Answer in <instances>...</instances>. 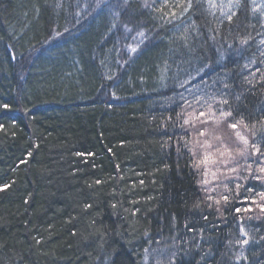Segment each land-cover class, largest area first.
Returning <instances> with one entry per match:
<instances>
[{
	"label": "trees",
	"instance_id": "16d2710c",
	"mask_svg": "<svg viewBox=\"0 0 264 264\" xmlns=\"http://www.w3.org/2000/svg\"><path fill=\"white\" fill-rule=\"evenodd\" d=\"M177 2L161 12L162 0H0V264H237L244 238L238 264H264V179L253 178L264 156L249 155L219 206L183 124L207 110L225 119L229 105L237 120L264 116V83L243 79L264 57L255 41L238 56L226 30L213 43L203 6L181 16ZM189 17L199 34L185 42ZM130 32L144 33L133 54Z\"/></svg>",
	"mask_w": 264,
	"mask_h": 264
},
{
	"label": "snow or ice",
	"instance_id": "6c2138e0",
	"mask_svg": "<svg viewBox=\"0 0 264 264\" xmlns=\"http://www.w3.org/2000/svg\"><path fill=\"white\" fill-rule=\"evenodd\" d=\"M127 2V0H125ZM251 8L250 13L252 16H256L257 13H259V23L261 26V29H264V3H257V0H250ZM168 6V0H162V6L159 9H156L157 11L163 12V8ZM203 6L204 12L207 14V16L211 17L210 25L207 28L208 31V38L213 43L216 42L217 37L222 36V32L226 30L227 36H223L222 38L227 41V37H230L235 33V42L236 47L233 48V43H228V48L233 49V51L238 56H243V53L247 50H249L252 46V42L255 41V45L259 50V54L261 57H264V33H258V35H261V39L255 40V38L251 35V33L246 32L245 29L247 28H254L255 25L251 23H246L244 20L241 19V16L245 11H248L246 7V0H178L177 4H175L173 7H179L181 9L180 15L184 16L185 14L189 13L191 10L197 7ZM165 15H171L172 17L176 16V12L172 11L170 13H165ZM128 31H131L128 29ZM196 32L199 34V26L197 25L196 21L191 19L189 17V23L186 24L184 28V35L183 39L185 42H187L190 33ZM59 35V34H57ZM140 36H143L144 33L140 32ZM135 51V49H133ZM217 51H220V49H217ZM221 58H223V52L220 53ZM260 64H264V59H261ZM257 60L255 57L250 59L248 63H245L242 67L243 69L249 68L252 64H256ZM206 67H210V65H204L201 68L198 69V72H203ZM260 73L259 78L257 79L256 74ZM244 81L247 84L253 85L255 87L256 83H264V69L257 67L255 71L251 72L248 76L243 77ZM187 83V81H185ZM205 84H207V81H204ZM215 83V82H214ZM229 85L227 83L224 84V88H228ZM262 92H264V88L261 89ZM214 98V97H213ZM237 100L240 99L239 96L236 97ZM196 103L200 102L199 97H195ZM220 104L223 105H229V100L227 98H223L219 101ZM185 104L187 107H192V102H189L185 100ZM5 108L8 107V105H4ZM209 108L211 109V105H209ZM258 111H264V109H260ZM193 112H195V109H193ZM219 113L222 117L225 118V122L227 123L228 128L230 129H237L238 126H240L242 129L247 130L249 135L242 134L241 131H235V136L238 138L239 141H241L244 145V148L239 150V155L242 157H247L249 153V149H252V155L259 154L260 156H264V152L261 151V145H264V116H261V118L257 121H253L251 123L245 122L244 118L241 116L238 120L233 116V110L231 109V106L229 105V109L226 111L223 108L219 109ZM182 113H177L176 118L180 119ZM199 116H205V113L203 111L199 112ZM228 118H232V120H229ZM169 120L172 119L170 116L168 118ZM234 121V122H233ZM189 120L184 119L183 124H188ZM201 123H207V121H202ZM2 127V126H0ZM183 127V125H181ZM198 135L204 136L205 131L204 130H198ZM251 137V139L249 138ZM216 139H219V137H216ZM199 143V142H198ZM186 146V144H185ZM202 147H208L210 148L211 145L205 142L204 145H201ZM219 150V149H217ZM79 155V153H77ZM31 155V153H29ZM223 155V153H221ZM209 161V154H205L203 157V160L201 161L204 164H207ZM259 172L264 173V167H261L258 169ZM232 172H236L237 168L233 167L230 169ZM247 171L249 172V175H251V164L248 165ZM239 178V177H238ZM256 180L264 179V177L261 176H254L253 177ZM244 179H247V177H244ZM100 181H97L99 183ZM143 183V181H141ZM203 184L207 185L208 181L204 180ZM8 185L0 186V190H3L4 188H7ZM227 187V185H225ZM237 188H240L241 185L237 184ZM246 192H252V187H247L245 189ZM237 195H239L237 193ZM256 195L261 199L264 200V191H261L259 193H256ZM208 200H213V197L208 196ZM222 199L227 203L228 197L223 196ZM245 201L248 200V197L245 196L243 198ZM215 204L219 205L220 201L215 200ZM252 203H255V200L252 201ZM199 202L196 204V207H199ZM115 207V205H113ZM208 207L211 208L212 204H208ZM259 208L261 212H264V204L259 205ZM220 209L217 208V212H219ZM235 211L238 213L241 211L240 208H236ZM244 211H251V207H247L244 209ZM204 219H207V217H204ZM251 219V217H249ZM189 231H192V229H189ZM202 231V230H201ZM240 234L242 237H247L248 232L245 230L244 226L241 225L239 228ZM231 243V242H230ZM237 244L241 246V251L239 254L235 256V260L238 262L243 259L247 260L248 257L244 255L243 246L249 244V239H239L236 241ZM147 251V249L145 250Z\"/></svg>",
	"mask_w": 264,
	"mask_h": 264
},
{
	"label": "rangeland",
	"instance_id": "374dc122",
	"mask_svg": "<svg viewBox=\"0 0 264 264\" xmlns=\"http://www.w3.org/2000/svg\"><path fill=\"white\" fill-rule=\"evenodd\" d=\"M126 37L130 40L127 44L125 43L123 49L127 54H133L135 52L133 49H137L142 38L140 36L136 37V34L132 32H130V37L127 35ZM203 112L205 116H199V112L190 113L192 115L187 116L189 120L187 125L190 127L188 136L191 140V155L198 166L202 191L207 196L211 195L214 200L221 201L232 183H236L235 180L238 179L241 166L246 165L252 150L249 149L247 157L240 156L238 154L239 150L243 149L244 145L234 133L235 131H241L242 134L247 136L245 130L239 126L235 130L230 129L225 119L208 110ZM202 121H207V123H201ZM198 130H204L205 135H198ZM216 137H219V139H216ZM205 142L210 144L211 147H202L201 145H204ZM206 153L209 154V161L204 164L201 161ZM233 167L237 168L236 172L230 171ZM204 180L208 181L207 185L203 184ZM221 205L219 204V206Z\"/></svg>",
	"mask_w": 264,
	"mask_h": 264
}]
</instances>
